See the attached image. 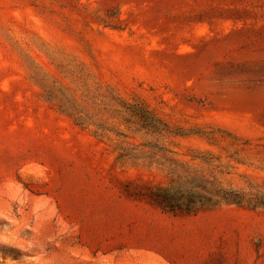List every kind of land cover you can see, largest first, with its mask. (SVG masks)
<instances>
[{
	"label": "rangeland",
	"instance_id": "rangeland-1",
	"mask_svg": "<svg viewBox=\"0 0 264 264\" xmlns=\"http://www.w3.org/2000/svg\"><path fill=\"white\" fill-rule=\"evenodd\" d=\"M263 183L264 0H0V264H264Z\"/></svg>",
	"mask_w": 264,
	"mask_h": 264
},
{
	"label": "trees",
	"instance_id": "trees-1",
	"mask_svg": "<svg viewBox=\"0 0 264 264\" xmlns=\"http://www.w3.org/2000/svg\"><path fill=\"white\" fill-rule=\"evenodd\" d=\"M156 124L159 125V121L156 119L155 122H153V126H151V129H157L159 128L156 126ZM161 131V130H159ZM236 139V138H231ZM234 161H237L236 159ZM237 164H240L238 161ZM264 186V183H263ZM215 193V200L211 201L212 206H216L217 203H224L226 205H231L235 207H241L245 208L250 211H259L264 215V190L255 192V193H244L242 190H234L229 189L225 190L220 187H217ZM150 200L152 203L159 208L163 212L171 213V214H191L194 213V208L197 203H193L192 201L187 200L182 201L177 199L176 197L169 196L168 192L165 189H157L155 192L150 194ZM201 206V205H199ZM192 207V208H191Z\"/></svg>",
	"mask_w": 264,
	"mask_h": 264
}]
</instances>
